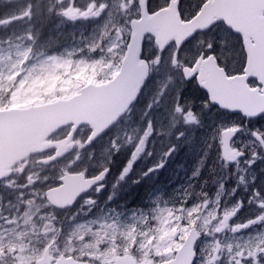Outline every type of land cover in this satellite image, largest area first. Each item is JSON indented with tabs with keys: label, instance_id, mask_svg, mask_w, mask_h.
Listing matches in <instances>:
<instances>
[{
	"label": "rangeland",
	"instance_id": "rangeland-1",
	"mask_svg": "<svg viewBox=\"0 0 264 264\" xmlns=\"http://www.w3.org/2000/svg\"><path fill=\"white\" fill-rule=\"evenodd\" d=\"M37 2L44 8L55 5L53 13H46L31 23L22 19L26 5L29 3L35 5ZM78 2L83 6L87 0H78ZM109 2L112 5V17L108 22V28L112 30L114 37L115 27L113 25L124 27L121 17L124 15L125 9L119 7L122 0H109ZM193 3L196 5L199 0H193ZM60 7L57 0H0V110L65 99L77 94L78 89L85 84H101L112 78L113 69L110 66L118 59V55L102 54V59L101 53L99 55L89 54L84 47L100 38L105 22L95 19L67 20L56 14ZM29 34L33 36L31 41L27 39ZM9 40L11 45L8 43ZM104 43L111 47L108 41ZM12 45L31 46L33 49L31 62L24 65L22 71L14 67V55L11 59L9 57L10 53L14 54L16 51ZM232 45H235L234 49ZM228 46L231 50L230 54L226 52L220 59L224 61L229 72H237L244 60L241 41L230 40ZM118 51V49H113V52L118 53ZM49 56H57L66 63L51 61L45 63ZM19 76H23L24 79L18 80ZM165 86L167 87L166 94L157 98L158 90ZM192 98L198 101L207 100L205 93L193 81L182 82L178 80V77L173 80L163 70L154 71L149 83L142 91L141 102L140 99L137 101L131 114L128 117H123L119 124L88 148L92 152L91 159L86 160L89 174L96 173L101 167L106 166L110 168L108 179L115 182L135 149L132 145H124L118 152H108L111 141L116 136L122 137L125 132L142 136L149 124L153 127L154 131L146 141L144 152L133 162L127 183L117 186L122 191L114 194L113 200L108 202L110 206L102 208L96 219H103L108 223L116 222L122 228L128 229L132 225L137 228L144 226V217L147 216L146 227L153 229L154 232L149 247L156 253L157 251L162 253V255H157L158 257H174L176 251L169 245L175 243V234L171 241L167 234L172 233L173 228H176L175 209L189 193L192 194L193 200L199 199L196 192L201 191V186L204 191L209 193L210 197H214L215 189L219 183L225 182L228 191L221 197V209L230 206L236 197L243 199L247 207L244 209L241 223L248 218H254L261 211L255 202L249 205L247 201L252 199L254 190L259 189L264 193V160L257 161L249 171L236 172L235 167L225 171L217 163L219 154L216 148L210 147L215 129L221 124L225 125V129H227L228 123L239 124L241 121L239 115L220 112L213 106L207 111L200 107H193L190 110H193L198 117L197 125L189 126L179 121L173 124L171 114L174 99L189 106L188 101ZM154 99L157 100L156 103H153ZM134 114H136L135 119H133ZM204 119H208L207 124ZM242 127L244 131L237 135L235 149L250 152L251 136L249 133L253 130L264 132V119H257L248 125L243 124ZM193 135H199L204 141L199 148L194 145V148L191 149L193 152L191 158L194 159L184 163L176 153L175 145L183 146L188 140L193 139ZM62 137L63 133H59L53 140H59ZM120 153H123L125 159L117 165L114 158ZM150 157L153 158L151 162ZM36 159L38 157L27 162L22 175L19 177L15 175L7 181H15L16 184L22 185L26 183V176L30 172L38 173L41 177L47 175L50 177L48 181H37L33 185L38 190H46L44 186L56 181L55 178L58 174L50 168L46 170L44 166L36 165ZM201 161H203V167L200 175L193 176ZM158 164H162L163 167L157 169ZM240 167L243 169L245 166L241 164ZM149 168L154 171L144 179H139L148 172ZM213 168L215 171L212 170ZM245 173H247L248 179L245 177ZM225 176L228 177L226 181L224 180ZM240 176H243L245 181L242 184V190L238 189ZM133 179L137 180V184L129 187ZM233 181L236 187L233 186ZM132 188H139L141 191L140 204H138L139 200L136 204H132L129 197L132 199L137 196L136 190L130 192ZM232 188H236L235 195L231 194ZM21 191L27 192L28 189L10 188L5 180L0 181V237L4 236L11 227L4 218L7 217L8 220H11L14 213L18 215L16 213V205L19 203L17 196ZM107 196L108 193L105 192L101 199L106 200ZM37 203L43 204V201L37 198ZM169 208L173 209L172 216H168L167 212L158 211V209ZM33 211L36 210L33 209ZM43 211H48V209ZM40 214L37 212V217ZM166 221H171V224ZM37 223L41 222L37 219ZM229 223L231 224L232 221ZM253 229H245L237 233L228 229L205 237L201 251L207 255L208 246L219 240L223 250L217 255H222L224 259L219 260L218 264H224V261L229 257L227 246L231 245L235 250L237 244L248 241L259 231L258 228ZM16 231L19 232V229ZM176 232H179V228H176ZM15 236L14 232L9 239L14 242ZM170 248L172 251H168ZM37 255H39V249H34L31 255L24 259L23 264H32V257ZM110 259L111 264H141V261L131 255H116ZM162 261L165 259H161L160 263Z\"/></svg>",
	"mask_w": 264,
	"mask_h": 264
},
{
	"label": "snow or ice",
	"instance_id": "snow-or-ice-1",
	"mask_svg": "<svg viewBox=\"0 0 264 264\" xmlns=\"http://www.w3.org/2000/svg\"><path fill=\"white\" fill-rule=\"evenodd\" d=\"M61 7L56 11V14L66 18L67 20L76 21L80 19L88 20L95 19L97 21H104L103 28L108 27V22L112 17V5L109 0H87L83 6L78 0H57ZM177 0H161L158 5H152L151 0L145 4V0H122L119 7L125 9L121 21L123 28L115 27L116 39L112 43L109 51L113 56L118 55V59L110 67L113 69V76L108 81L107 85L100 91L86 95L78 102L79 107L70 112L64 113L66 122L60 130L63 132V139L68 138L63 153L55 160L45 161V157H52L56 150H52L44 154L42 163L45 169H52L58 174L59 183L54 181L46 184L44 187L47 190L48 198L55 203L52 198L54 192L61 188H67L72 183L78 182L80 191H83L88 184L94 183L95 180H102L104 173L95 174V180H87L85 176L89 174L86 160L91 159L92 152L88 148L96 141L106 130L118 121V118L130 111V105L136 100L138 92L145 79L149 77L152 72H160L163 70L168 77L179 81H184L186 78L189 81H194L199 84L200 88L205 90L208 99H211L213 105H218L232 113H240L244 111L249 117L255 116L257 113H264V110H248L242 109V105L232 102L228 96V89L231 87L227 82L240 80L242 82V93H255L257 95H264V67L252 68L253 53L257 49L260 41V35L255 30L248 31L247 29L241 31L228 23L226 18H218L214 22L208 24L198 23V18L202 16L205 9L208 8L211 0H199L195 5L194 10L178 9L175 12L177 32L174 38L170 37L161 41L159 34L155 32L151 23L153 18L159 17L161 13L171 12L172 6ZM55 5L44 8L39 2L35 5L29 3L26 5L22 15V19L31 23L35 19L43 17L46 13L51 14ZM227 23V27H222ZM192 27L187 31H179L181 26ZM28 40H33V36L29 34ZM235 40L237 42L243 40L246 45L244 49V60L239 71L229 72L224 61L220 59L227 52L230 54L229 41ZM256 41L254 43L253 41ZM8 43L11 45V41ZM156 47L153 48L152 44ZM15 47V53H10V59L14 55L13 65L17 69L23 70V66L30 64L33 49L31 46L22 47L21 45H12ZM95 47V44H93ZM235 48V45H232ZM103 46H101L100 53L103 59ZM113 49H118L113 52ZM149 50L148 56L143 55L145 50ZM48 61L53 63H66L57 56H49ZM209 61H214L215 66L223 74L222 80L207 79L202 65H208ZM249 77H253L249 79ZM18 80H23V76L17 77ZM166 86L158 90L157 98L166 94ZM157 100L154 99L153 103ZM103 103L106 106V113L102 122H97V115L94 111L95 105ZM151 107V105H149ZM172 122H183L185 125H197L199 123L198 117L190 106H186L174 99L172 108ZM237 124L228 123L221 124L215 129L211 137L210 147H215L217 153L222 151L223 161H232L234 163L227 164V168L235 167L236 172L249 171L255 163L264 160V132L253 130L249 133L251 136V151H244L243 149L235 148V137L242 133L243 121ZM71 131V136L69 132ZM154 129L149 124L147 130L143 132L142 136L136 134H129L125 132L123 136H116L110 144L108 152H118L124 145H132L134 151L127 165L121 171V179L127 175L133 168V162L144 152L145 144ZM254 133V135H253ZM167 155V154H166ZM207 155V153H206ZM203 163V161H202ZM245 167L242 169L240 165ZM162 166V164H161ZM241 180L244 179L240 176ZM233 195H235L236 188H234ZM75 198L68 199L65 204H70ZM249 205L255 202L256 206L261 209L254 218H251L253 225L264 223V193L259 189L254 190L252 199L248 201ZM63 205V204H62ZM163 212H170V209L159 210ZM238 210L228 213V216L238 215ZM246 229L248 228L245 226ZM255 231V229H253ZM220 232L219 229L216 230ZM200 233H193L187 243L177 244L175 251L179 253L174 258L162 261V264H194V257L197 255L194 242L200 236ZM181 237V240H184ZM220 245L219 240L216 241ZM231 247V245H229ZM3 241L0 240V254H2ZM172 251V249H168ZM219 252V251H218ZM234 258L231 264H264V233L257 231L254 237H250L248 241L237 244L235 247ZM156 255H162L157 251ZM21 264H23L24 257H19ZM223 256H219V260H223ZM40 264H46V259L41 257ZM146 264H151L147 261ZM224 264H230L229 260H225Z\"/></svg>",
	"mask_w": 264,
	"mask_h": 264
},
{
	"label": "clouds",
	"instance_id": "clouds-1",
	"mask_svg": "<svg viewBox=\"0 0 264 264\" xmlns=\"http://www.w3.org/2000/svg\"><path fill=\"white\" fill-rule=\"evenodd\" d=\"M161 0H151L152 5H158ZM145 4H148V0H145ZM131 6V0L130 5ZM183 8L185 10H194L195 4L193 0H177L176 4L172 6L170 14ZM204 17L198 18V23H202ZM192 26H181L179 31H187ZM111 37V39H110ZM116 39V34L112 36V30L103 28L100 33V38L92 44H86L84 47L89 54H100L101 46H103V54L108 55L109 44ZM95 44V47H93ZM152 47L156 45L153 43ZM149 50H145L143 55L148 56ZM214 62V61H213ZM189 81L187 78L182 82ZM194 82V81H193ZM196 83V82H194ZM198 86L199 84L196 83ZM200 87V86H199ZM190 109L193 107H200L207 111L213 105L211 99L204 101H198L192 98L188 101ZM218 110L231 114L232 112L216 105ZM239 119L243 121L244 125H248L255 119H264V113H257L255 116L249 117L246 113H239ZM189 126H192L190 124ZM237 127H240L237 124ZM71 131L69 136H71ZM254 135V133H253ZM68 138L61 141L49 140L45 147H54L56 151L52 157H45L44 160H55L59 155L63 153L64 145L67 143ZM264 147V146H262ZM236 151V149H232ZM220 167L225 171L228 170L227 164L234 163L232 161H223L222 151L219 154V160L217 161ZM27 165V161L19 163L12 172L19 177L24 173V169ZM163 165H157V169L162 168ZM203 167L202 161L199 166L196 167L193 176H199L201 168ZM215 171V169H212ZM154 170L149 168L148 172L144 173L139 179H144L149 176ZM104 173L102 180H95L93 174L85 176L87 180H95L94 183L88 184L83 191L78 193L70 204H53L47 196V190H38L33 187L37 181L46 182L50 179L45 175L41 177L38 173H28L26 176L25 184H16L15 181H7L9 176L8 171H0V179H4L5 183L10 188H22L28 189L27 192L21 191L17 200L19 203L16 205V213L13 214L11 220L5 217V222L11 227L7 230L4 236L0 237L3 241L2 254H0V264H21L19 257H28L31 255L34 249H39V255L32 257V264H40V259L43 256H47L51 264H111V259L116 255L119 256H134L137 260L141 261V264H146L147 261H151V264H160L161 259L169 260L172 257H158L156 252L149 247V243L154 236L153 229L146 227L148 217H144L143 225L141 228H137L135 225L130 228H122L116 222L108 223L103 219H96L97 214L102 208L109 207V201L113 200L114 194H118L122 189L117 186L120 184H126L129 178V173L121 179V173L116 178L115 182L108 179L109 168L106 166L101 167L95 174ZM227 176L224 180H227ZM59 183V177L56 178ZM239 184H244V179H239ZM137 180L133 179L129 187L136 185ZM234 188L231 189L233 195ZM228 191L225 187V182H220L215 189V196L210 197L207 191L203 190L196 192V196L199 199L193 200L192 194L189 193L185 197L184 201L179 204L175 209V220L177 221L176 228H179V232H176V228H173L172 233H168V239H173L175 234V243L169 246L175 249L177 244L187 243L193 233H200L201 235L194 242L197 255L194 257V264H218L219 256L218 251L223 250L222 245L212 243L208 246V254L204 255L201 251L204 243V238L215 235L217 229L220 232L230 229L233 233L241 232L245 230V226L248 228H258L259 232L264 233V223L253 225L251 218L240 222L244 216V209L247 205L240 197H236L230 206L221 209V197ZM247 191V189H245ZM107 192L108 196L106 200H102L101 196ZM131 194V193H129ZM27 196V198H25ZM37 198L43 201V204L37 203ZM35 209L36 211H33ZM48 209V211H43ZM167 212L168 216L173 215V209ZM234 210H238L239 214L235 216H228L225 220V216L228 213H232ZM37 212L41 214L37 217ZM261 212V211H260ZM37 219L41 223H37ZM232 221L230 224L229 222ZM171 224V221H166ZM182 222V223H181ZM19 229V232L16 230ZM16 233L15 241L9 239L13 233ZM219 232V233H220ZM184 237V240H181ZM229 257L231 261L234 258L233 247L227 246ZM179 255V253H178Z\"/></svg>",
	"mask_w": 264,
	"mask_h": 264
},
{
	"label": "water",
	"instance_id": "water-1",
	"mask_svg": "<svg viewBox=\"0 0 264 264\" xmlns=\"http://www.w3.org/2000/svg\"><path fill=\"white\" fill-rule=\"evenodd\" d=\"M202 17H204L202 22L204 24L214 22L218 18H226L227 22L231 23L236 29L241 31L247 29L250 32L255 30L261 38L257 49L253 53L254 59L253 64L250 65V70L264 67V0H211ZM149 23L153 25L155 32L159 34L161 41L170 37L174 38L177 32L176 17L170 12L161 13L159 17L153 18V21ZM225 26L227 27V23ZM253 42L256 43L255 40ZM242 46L244 50L246 45L243 40ZM202 66L207 79H223V74L216 68L215 62L209 61L208 65ZM251 78L253 77H249V79ZM107 83L101 85L88 84L82 87L78 94L67 99H60L38 106L1 110L0 171L11 173V168L15 164L24 161L29 156L42 154L50 148H54L45 147V145L48 142L47 139L64 126L66 122L64 113L76 110L79 107L78 102L81 98L100 92ZM227 83L231 85L228 89V96L232 102L241 104L242 109L264 110V95L250 92L243 95L240 80ZM94 111L97 115V122H102L106 113L105 104L95 105ZM241 112L244 111L241 110ZM40 163L43 164L42 160ZM80 192L79 183L74 181L70 187L61 188L59 191L54 192L52 198L55 203L51 202L58 205L65 204L68 199ZM43 257L46 259V264H51L47 256Z\"/></svg>",
	"mask_w": 264,
	"mask_h": 264
},
{
	"label": "trees",
	"instance_id": "trees-1",
	"mask_svg": "<svg viewBox=\"0 0 264 264\" xmlns=\"http://www.w3.org/2000/svg\"><path fill=\"white\" fill-rule=\"evenodd\" d=\"M140 102H141V100H140ZM140 111V110H139ZM140 113V112H139ZM132 117V116H131ZM136 118V114H134L133 115V119H135ZM203 127V126H202ZM202 140L204 141V139L202 138ZM201 140V141H202ZM200 141V142H201ZM194 145H198V143H196V142H193L192 143V141H190V140H188V142L186 143V144H184L183 146H179V144H176L175 145V147H177V152L176 153H178V156L180 157V160L181 161H183L184 163H188V162H190V159H194V158H191V154L193 153L192 151H191V149H193L194 148ZM202 149L204 148V145H203V147H201ZM123 153H120V154H118L116 157H115V160L117 159V161H116V163H117V165L120 163V162H122V161H124L123 159H125V156L123 155ZM152 160H150V162H151ZM149 162V163H150ZM209 183V182H208ZM136 190V191H135ZM133 191H135L136 192V194H137V196L136 197H134V198H132L131 199V197H129L130 198V200H131V202H132V204H136L137 203V201H138V204H140V202H141V198H140V196H141V191L139 190V188H137V189H134V188H132V189H130V192H133Z\"/></svg>",
	"mask_w": 264,
	"mask_h": 264
},
{
	"label": "flooded vegetation",
	"instance_id": "flooded-vegetation-1",
	"mask_svg": "<svg viewBox=\"0 0 264 264\" xmlns=\"http://www.w3.org/2000/svg\"><path fill=\"white\" fill-rule=\"evenodd\" d=\"M244 175H245L246 178L248 177V176H247V173H245ZM250 176H251V175H250ZM247 179H248V178H247ZM252 185H253V184H252ZM233 186L236 187V184H235L234 181H233ZM238 189H239V190H242V184H239V185H238Z\"/></svg>",
	"mask_w": 264,
	"mask_h": 264
},
{
	"label": "bare ground",
	"instance_id": "bare-ground-1",
	"mask_svg": "<svg viewBox=\"0 0 264 264\" xmlns=\"http://www.w3.org/2000/svg\"><path fill=\"white\" fill-rule=\"evenodd\" d=\"M208 78H209V77H208ZM197 87H198V88H199L201 91H203V92H204V90H203V89H201V88H200L198 85H197ZM61 133H63V132H61ZM159 155H160V154H159ZM152 157H153V158H155V157H154V155H152ZM152 157H150V160H153V158H152ZM154 160H156V159H154Z\"/></svg>",
	"mask_w": 264,
	"mask_h": 264
}]
</instances>
